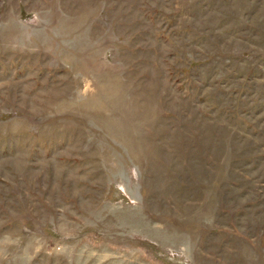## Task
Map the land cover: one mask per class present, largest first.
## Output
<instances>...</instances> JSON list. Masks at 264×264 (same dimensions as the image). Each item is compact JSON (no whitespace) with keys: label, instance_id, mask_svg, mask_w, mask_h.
I'll list each match as a JSON object with an SVG mask.
<instances>
[{"label":"rangeland","instance_id":"rangeland-1","mask_svg":"<svg viewBox=\"0 0 264 264\" xmlns=\"http://www.w3.org/2000/svg\"><path fill=\"white\" fill-rule=\"evenodd\" d=\"M0 264H264V0H0Z\"/></svg>","mask_w":264,"mask_h":264}]
</instances>
